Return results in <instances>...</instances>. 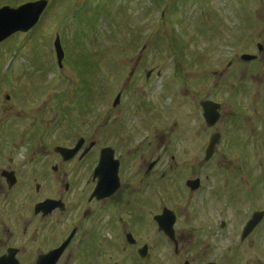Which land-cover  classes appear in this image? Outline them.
Here are the masks:
<instances>
[{
  "label": "flooded vegetation",
  "instance_id": "af4514ba",
  "mask_svg": "<svg viewBox=\"0 0 264 264\" xmlns=\"http://www.w3.org/2000/svg\"><path fill=\"white\" fill-rule=\"evenodd\" d=\"M243 55L229 58L220 74L221 101L199 102L201 109L206 101L219 104L213 126L202 109L207 135L201 155L223 174V142L227 139L222 148L236 149L239 143L230 146L235 137L252 139L246 136L249 128L264 127V42L250 54L254 60ZM152 76L149 72L147 80ZM139 97L138 106L156 116L154 107L145 106L149 100ZM122 98L114 116L124 113ZM5 99L11 101V95ZM18 111L0 104V264H264V187L256 196L258 206L250 210L256 211L231 226L228 200L205 191L201 177L182 183L180 141L168 142L163 128L154 136L129 137L128 120L114 118L111 145L83 137L71 144L66 131L55 143L52 121L12 119ZM258 144L253 142L256 149ZM104 154L111 157L103 164L112 172L99 170ZM168 174L177 182L169 194ZM255 215L258 221L250 229ZM231 228H236L233 237Z\"/></svg>",
  "mask_w": 264,
  "mask_h": 264
},
{
  "label": "rangeland",
  "instance_id": "374dc122",
  "mask_svg": "<svg viewBox=\"0 0 264 264\" xmlns=\"http://www.w3.org/2000/svg\"><path fill=\"white\" fill-rule=\"evenodd\" d=\"M33 1L0 0V8ZM50 2L38 26L0 46V104L19 110L11 118L38 125L52 121L55 143L66 131L71 144L83 137L111 145L114 118L128 120L129 137L154 136L163 128L168 142L180 141L182 183L196 176L204 179L205 191L229 201L231 226L243 224L264 187V127L253 121L258 128H249L246 135L252 139L235 137L230 146L237 142L236 149L222 148L227 139L223 142V174L201 155L207 131L199 102L211 97L221 101L220 74L229 58L253 54L257 43L264 42V0ZM57 36L66 51L62 68L54 49ZM120 92L124 113L118 117L113 103ZM139 95L149 100L145 106L154 107L156 116L138 106ZM219 159L218 154L215 163ZM171 165L168 154L166 169ZM168 175L167 194L177 183L176 175Z\"/></svg>",
  "mask_w": 264,
  "mask_h": 264
},
{
  "label": "water",
  "instance_id": "95a60500",
  "mask_svg": "<svg viewBox=\"0 0 264 264\" xmlns=\"http://www.w3.org/2000/svg\"><path fill=\"white\" fill-rule=\"evenodd\" d=\"M49 6L48 0H39L36 2L26 3L18 8H12L9 6H5L0 9V44L14 34L17 33H28L37 24L40 22V19L46 9ZM55 49L57 52L58 63L59 66H63V60L65 57V53L61 44V39L58 36L55 41ZM245 60L254 59V57L245 55L243 57ZM120 102V96L116 99L114 106H116ZM204 108V117L209 126L215 125L219 120V105L207 101L202 104ZM219 141V136H216L210 144V148L207 152V155L210 156L214 150L215 145ZM79 148V146H78ZM77 148V149H78ZM76 149V150H77ZM74 150V152L76 151ZM69 152V150H64ZM111 157L109 158L105 154L102 157V163L99 170H104L107 172H112L113 167L110 164H103L104 162H109ZM258 221V215L254 216V219L249 224V228H253ZM249 228L247 230H249Z\"/></svg>",
  "mask_w": 264,
  "mask_h": 264
}]
</instances>
